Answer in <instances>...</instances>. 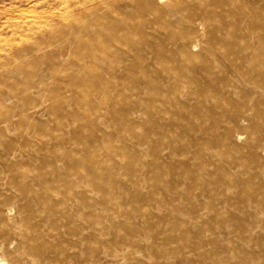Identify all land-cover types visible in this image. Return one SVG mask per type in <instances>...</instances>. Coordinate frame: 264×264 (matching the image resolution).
I'll use <instances>...</instances> for the list:
<instances>
[{"label":"rangeland","instance_id":"obj_1","mask_svg":"<svg viewBox=\"0 0 264 264\" xmlns=\"http://www.w3.org/2000/svg\"><path fill=\"white\" fill-rule=\"evenodd\" d=\"M146 1L0 0V264H264V11Z\"/></svg>","mask_w":264,"mask_h":264},{"label":"bare ground","instance_id":"obj_2","mask_svg":"<svg viewBox=\"0 0 264 264\" xmlns=\"http://www.w3.org/2000/svg\"><path fill=\"white\" fill-rule=\"evenodd\" d=\"M247 2L248 3L246 5L243 4V5H245L244 6V11L246 12V14H248V15L256 14L258 16V14H260L259 12L264 11V0H247ZM146 3H147L149 8H154V10L158 9V6H159L160 3L163 5L162 7L166 8V9L167 8H171L174 5L172 2L170 3L168 0H147ZM130 7H132V6H130ZM149 13L151 14V11ZM175 14H177V13L175 12L172 15H175ZM152 15H153V13H152ZM248 18H250V16H248ZM240 19H241V22H242V18H240ZM203 20H205V19H203ZM203 20L202 21L199 20V22L197 24H196L197 21L195 22L196 28L194 30L196 32L202 31L203 27H205V25H204L205 23L203 22ZM246 27H250L251 29H254L256 27V30L259 29V28L262 29V32H261V30H259V32L257 34H255V35L249 33V37L251 38L250 42H252V39H253L254 42H256V43H251V44L247 45L246 48L242 52L236 54V56H235L236 58H232L231 57V58H227V59L223 60V62L225 64H227L228 67H230V71L233 74V76L236 77L235 80H233V79L229 80L225 84L227 86V87H225V89L227 90L225 95L233 94V93L235 94L236 92L238 93V91H240L242 89L241 85L243 87H246V90L247 89L249 90V91L245 92V95L248 96L246 99H248V100H247L246 104L243 106V108H242L243 110H238L235 113V115H234V120L241 121L243 123V124H240V125H244V124L247 125L248 123L252 122L253 116H252V113H251L252 111L251 110H253V103L257 102L256 101V99H257L256 97L258 95H261V94L264 93V15L260 14V17L258 16L255 20L247 19ZM251 29H249V31H251ZM204 30H205V28H204ZM69 33H72V32H69ZM244 33H245V31H244ZM201 34L202 33H200V35ZM193 36H195V34ZM195 38L193 40H195ZM197 40H199V39H197ZM177 42H175V44ZM176 45H178V43ZM187 45L189 46V43ZM190 46H191V48L193 50L194 49L198 50L197 49V47L199 46L198 41L195 40V41L191 42ZM203 50H205V49H203ZM209 51L211 53H214L211 50H209ZM190 52L191 51H188V52L184 53V57L186 59L189 58ZM250 66L252 67V71L244 70V69H246V67H250ZM194 69H195V67H194ZM211 73L213 74V72H211ZM208 77H211V75L209 73H208ZM235 95H237V94H235ZM258 98H260V97H258ZM262 114H264V113L263 112H259L260 116H262ZM239 134L240 133H238V135ZM238 135L236 137L237 138L236 140H240L241 139L240 138L241 134L239 136Z\"/></svg>","mask_w":264,"mask_h":264}]
</instances>
